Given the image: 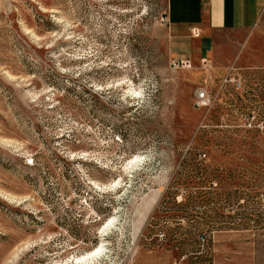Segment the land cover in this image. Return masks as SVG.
<instances>
[{"label": "rangeland", "instance_id": "374dc122", "mask_svg": "<svg viewBox=\"0 0 264 264\" xmlns=\"http://www.w3.org/2000/svg\"><path fill=\"white\" fill-rule=\"evenodd\" d=\"M168 8L0 0V264H264V14L203 63Z\"/></svg>", "mask_w": 264, "mask_h": 264}, {"label": "crops", "instance_id": "0c3cea01", "mask_svg": "<svg viewBox=\"0 0 264 264\" xmlns=\"http://www.w3.org/2000/svg\"><path fill=\"white\" fill-rule=\"evenodd\" d=\"M168 11L175 39L190 48L188 58L218 61L219 55H248L241 47L264 14V0H169Z\"/></svg>", "mask_w": 264, "mask_h": 264}, {"label": "built area", "instance_id": "2783aa9c", "mask_svg": "<svg viewBox=\"0 0 264 264\" xmlns=\"http://www.w3.org/2000/svg\"><path fill=\"white\" fill-rule=\"evenodd\" d=\"M196 35V34H194ZM203 63H208L209 61L207 59L202 60ZM234 70V68H232ZM225 83H233L237 85L238 89H241L243 86V82L241 78L238 79H231L229 80L228 78L226 79ZM216 99L212 94L209 93L207 89H200L196 93L195 101H194V109L196 110H202L210 107L214 103H216ZM205 156V155H204Z\"/></svg>", "mask_w": 264, "mask_h": 264}, {"label": "bare ground", "instance_id": "6f19581e", "mask_svg": "<svg viewBox=\"0 0 264 264\" xmlns=\"http://www.w3.org/2000/svg\"><path fill=\"white\" fill-rule=\"evenodd\" d=\"M140 161H142V157H135V158H133L132 161H130V165H134V164H136V163H138ZM108 223H109L108 227L110 228L111 226L114 225L115 220L114 219H110ZM103 252H104L103 246L96 248L92 253L88 254V256H87L89 258L88 260H93L94 258H98V257L102 256Z\"/></svg>", "mask_w": 264, "mask_h": 264}]
</instances>
